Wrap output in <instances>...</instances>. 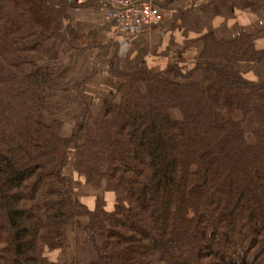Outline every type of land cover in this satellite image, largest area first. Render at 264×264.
Returning <instances> with one entry per match:
<instances>
[{
    "label": "trees",
    "instance_id": "1",
    "mask_svg": "<svg viewBox=\"0 0 264 264\" xmlns=\"http://www.w3.org/2000/svg\"><path fill=\"white\" fill-rule=\"evenodd\" d=\"M70 7L0 0V264H56L48 253L85 208L69 170L97 194L85 226L97 264H264V80L237 68L264 64L255 35L209 31L191 67L179 57L158 72L110 68L119 101L98 115L84 78L80 119L66 137L62 120L41 114L57 77L47 43L67 41ZM199 71L213 80L191 81ZM108 180L113 212L102 196Z\"/></svg>",
    "mask_w": 264,
    "mask_h": 264
},
{
    "label": "crops",
    "instance_id": "2",
    "mask_svg": "<svg viewBox=\"0 0 264 264\" xmlns=\"http://www.w3.org/2000/svg\"><path fill=\"white\" fill-rule=\"evenodd\" d=\"M87 8L72 15L73 26H76L83 36L79 39L80 42L82 40L81 44L68 39L59 49L60 43L49 41L56 44V55L62 49L60 53L70 56L73 61L66 69L61 68L65 70L62 74L58 73L53 88L47 94L48 97L49 93L52 97L55 95L56 99L62 100L65 106H70L68 112L64 114L65 118H60L63 121L62 134L66 137L75 130L82 109L81 102L76 98L77 94L75 101L73 95L67 96V86L64 84L66 82L64 74L67 69L69 72L76 71L78 77L73 81L76 86L84 78L89 77L79 87L85 98L91 102L92 112L98 115L106 102L119 101L117 91L121 81L109 75L110 68L134 71L144 66L150 71L158 72L164 71L179 57L184 61L183 66L191 67L203 47L200 38L209 31H213L219 39L232 40L245 30L255 35L256 47L264 49V0H162L161 24L136 35H128L117 29L116 23L107 17L104 8L103 10ZM98 38L106 42H96ZM99 43H108L109 46L86 50V47L96 44L99 47ZM47 64L50 65L49 61ZM51 68L54 71L56 69L53 65ZM237 68L250 81L264 80V64L240 62ZM213 78L212 72L199 71L190 80L205 86ZM76 86H73L74 90ZM53 119L55 118L45 122ZM68 181L77 197L85 204V208L79 209L82 210L81 213L78 211L76 219L66 227L64 246L80 248V253L75 250L77 264H97L98 252H93L94 246L85 231L88 209L95 208L97 194L88 190L83 184V179L71 170L68 171ZM108 181L102 196L107 202L106 209L113 212L118 194L115 189V192L113 190L109 192ZM97 239V243L101 245L105 234L99 233ZM64 263L69 262L64 261Z\"/></svg>",
    "mask_w": 264,
    "mask_h": 264
},
{
    "label": "rangeland",
    "instance_id": "3",
    "mask_svg": "<svg viewBox=\"0 0 264 264\" xmlns=\"http://www.w3.org/2000/svg\"><path fill=\"white\" fill-rule=\"evenodd\" d=\"M72 7L69 8L68 12L72 18V15L73 13H77V12H80L82 11V9L84 8H87V7H91V8H96L98 10H103V5L102 3L100 2H97V3H87V4H83V5H77V4H72ZM88 9V8H87ZM107 10V9H105ZM73 23H74V20L72 19V23L70 24L71 25V28H65V32H66V36H67V40L68 39H71L72 41H75L74 43L76 44H81L80 40L83 36L80 34V32L76 29V26L74 27L73 26ZM66 24H69V22L67 20H64V25L66 26ZM115 24V23H114ZM115 27L117 29H119L118 25L115 24ZM88 37H86L87 39ZM54 43H60V46H59V49L61 48L62 44L61 41H54L52 40ZM71 41V43H72ZM96 42H106V41H102V38H98L97 40H95ZM53 42H49V46L47 48V59L50 63V65H53L54 67H56L55 69V72L59 74H62V72L66 69V67H69L71 64H72V58H70V56H66L65 53H60L62 52L63 50L61 49L60 52L56 55V44H53ZM108 42V41H107ZM109 43V42H108ZM108 43H105V44H108ZM105 44H98L99 47L95 45H92L90 47H86V50L90 51L94 48H105L107 46H104ZM94 54V52L92 53V55ZM79 58H77L78 60ZM72 61V62H71ZM79 61V60H78ZM65 68L63 70H61V68ZM65 85L67 86L66 87V90L68 91L67 92V96L69 97V95H73V99L75 98L76 94H77V91L76 89L74 90L73 86H76L75 82L73 83V81L76 80V78L78 77L76 75V71H70L67 69V71L65 72ZM76 75V76H75ZM57 78V77H56ZM80 79V78H79ZM57 97L54 95V97H52L49 93V97L47 96V100L49 101V103L46 104L45 106V110L43 112V116H42V119L44 121H49L51 118H65L64 117V114L68 112V108L70 107H67V105L65 106L64 105V102L62 100H59V99H56ZM77 100L79 99L78 96H76ZM75 101V99H74ZM80 101V99H79ZM77 102V101H76ZM175 117H179V114H174ZM76 127V126H75ZM245 128H246V135H247V138L249 141H254V137H253V129L255 128V125H254V122L251 118H249L247 120V122L245 123ZM64 133V132H63ZM72 133V132H70ZM77 182V181H75ZM109 182V192L110 190H113L114 191V188H113V184L111 181H108ZM75 184V183H74ZM77 185H75L76 187ZM111 186V187H110ZM117 193V192H116ZM82 211V210H79V212ZM81 213V212H80ZM98 241V239H97ZM96 241V243H97ZM66 244H68V242H66ZM98 244V243H97ZM99 245V244H98ZM93 252H97V250L95 249V247H93ZM78 253H80V248L76 249V247H70V246H64L60 249H56L52 252H49L48 253V256L50 257V259L54 262H56V264H71L73 261L76 262V257H75V254H76V251ZM88 252V251H86ZM59 255H61L59 257ZM92 255V254H91ZM58 256V257H57ZM65 259V260H63ZM64 261L66 262H69V263H64ZM77 263V262H76Z\"/></svg>",
    "mask_w": 264,
    "mask_h": 264
},
{
    "label": "built area",
    "instance_id": "4",
    "mask_svg": "<svg viewBox=\"0 0 264 264\" xmlns=\"http://www.w3.org/2000/svg\"><path fill=\"white\" fill-rule=\"evenodd\" d=\"M70 3L83 5L90 2L102 3L106 15L113 20L119 29L136 35L147 29L158 26L163 21L160 2L162 0H67Z\"/></svg>",
    "mask_w": 264,
    "mask_h": 264
}]
</instances>
